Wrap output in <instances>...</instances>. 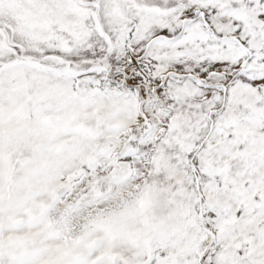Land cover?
I'll use <instances>...</instances> for the list:
<instances>
[{"label":"snow or ice","instance_id":"6c2138e0","mask_svg":"<svg viewBox=\"0 0 264 264\" xmlns=\"http://www.w3.org/2000/svg\"><path fill=\"white\" fill-rule=\"evenodd\" d=\"M0 264H264V0H0Z\"/></svg>","mask_w":264,"mask_h":264}]
</instances>
